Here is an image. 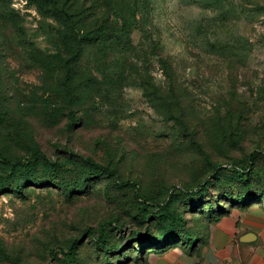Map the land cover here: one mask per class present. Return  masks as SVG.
Masks as SVG:
<instances>
[{
	"label": "rangeland",
	"instance_id": "obj_1",
	"mask_svg": "<svg viewBox=\"0 0 264 264\" xmlns=\"http://www.w3.org/2000/svg\"><path fill=\"white\" fill-rule=\"evenodd\" d=\"M53 1L0 0V264L139 261L264 197V0Z\"/></svg>",
	"mask_w": 264,
	"mask_h": 264
},
{
	"label": "crops",
	"instance_id": "obj_2",
	"mask_svg": "<svg viewBox=\"0 0 264 264\" xmlns=\"http://www.w3.org/2000/svg\"><path fill=\"white\" fill-rule=\"evenodd\" d=\"M246 234L254 239L242 241ZM188 242L126 264H264V203L233 210L209 223L192 247Z\"/></svg>",
	"mask_w": 264,
	"mask_h": 264
},
{
	"label": "trees",
	"instance_id": "obj_3",
	"mask_svg": "<svg viewBox=\"0 0 264 264\" xmlns=\"http://www.w3.org/2000/svg\"><path fill=\"white\" fill-rule=\"evenodd\" d=\"M33 1L36 3V5L39 7V9H45V6L50 5V7H52V9L56 12V15H60V16L62 15V17H66L65 13L62 14V12H60V10L56 8L55 2L53 0H33ZM161 63L165 67L164 68L165 73H167L165 61L161 59ZM91 164L93 166H96V167H99V168H102L104 170L109 171L108 168L100 165L97 162L91 161ZM260 202L264 203V197L252 198L250 201L240 204V206H241V208H246V207H250L254 204H258ZM209 213H210V216H208V218L212 222V221H217L220 217H222L224 215H228L230 213V211L227 208L219 206V208L211 209ZM91 232L93 233L94 230L92 229ZM105 236H106V232L104 231V228L102 226L100 228V236H98V240L103 241ZM183 239H187V241L192 240V238L190 236H185L184 238L179 237L176 239L173 238L172 240H166V241L164 240V241L159 242V240L152 239L150 235L146 236L144 238V240H140V241L144 242V244H143L142 248H140L141 250L139 252L140 253L139 254V261H143L149 252H163V251H165V250H167L173 246H176L177 243H180V242L186 243V241H184ZM75 251H76V245L74 243L70 246L68 253H69V255H73L75 253ZM130 261H132V260H130V259L129 260H122V261H117L113 264H126V263H129Z\"/></svg>",
	"mask_w": 264,
	"mask_h": 264
},
{
	"label": "water",
	"instance_id": "obj_4",
	"mask_svg": "<svg viewBox=\"0 0 264 264\" xmlns=\"http://www.w3.org/2000/svg\"><path fill=\"white\" fill-rule=\"evenodd\" d=\"M254 239V235L253 234H246V235H244V237L242 238V241H244V242H249V241H251V240H253Z\"/></svg>",
	"mask_w": 264,
	"mask_h": 264
}]
</instances>
